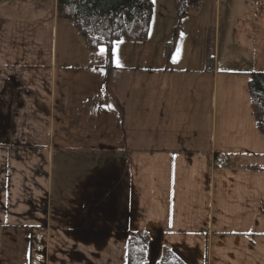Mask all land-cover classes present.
<instances>
[{
    "label": "crops",
    "instance_id": "0c3cea01",
    "mask_svg": "<svg viewBox=\"0 0 264 264\" xmlns=\"http://www.w3.org/2000/svg\"><path fill=\"white\" fill-rule=\"evenodd\" d=\"M153 2L148 37L113 44L107 79V51L87 49L57 0H0V73L18 95L0 91V228L44 231V264H127L136 231L150 234L148 264L164 248L186 264H264V134L248 86L264 72V0H200L182 18L175 0ZM57 76L66 201L51 159L17 151L48 144Z\"/></svg>",
    "mask_w": 264,
    "mask_h": 264
},
{
    "label": "trees",
    "instance_id": "16d2710c",
    "mask_svg": "<svg viewBox=\"0 0 264 264\" xmlns=\"http://www.w3.org/2000/svg\"><path fill=\"white\" fill-rule=\"evenodd\" d=\"M178 17L189 10H197L200 0H175ZM154 15L153 0H57V17L73 23L84 38L87 49H107V79L110 73V55L113 44L118 40L144 41L149 34ZM175 41L165 46V56L170 58ZM207 68L214 64V56L208 47ZM249 93L256 125L264 134V72H252ZM105 99V96H98ZM251 168L258 166L252 165ZM150 234L136 231L129 235L127 264H148ZM156 264H186L171 249L164 248Z\"/></svg>",
    "mask_w": 264,
    "mask_h": 264
},
{
    "label": "rangeland",
    "instance_id": "374dc122",
    "mask_svg": "<svg viewBox=\"0 0 264 264\" xmlns=\"http://www.w3.org/2000/svg\"><path fill=\"white\" fill-rule=\"evenodd\" d=\"M155 12L158 14V10ZM155 18L157 19V17ZM16 77L18 79L19 75ZM13 85V82L9 81L7 76L0 73V91L3 93L6 91V97L8 99L10 98V100L18 101V95ZM64 89L66 90V84H64L63 77L57 76L52 88L53 109L51 110L49 118L42 119V128L45 129L49 126L51 130L48 144L45 146L40 144V146L37 145L38 147L24 148L23 150L17 151H24L28 153V155L32 153V157H37L38 160L44 159L46 161L48 158L51 159L53 162L50 166V168H52L54 180L53 193L59 195L63 201H66V123L68 120L66 122V93L64 94ZM75 119L76 118L71 119L73 122L71 126L78 124L79 121H75ZM1 120L2 119H0V122L2 123ZM11 135L16 136L18 134H7L9 138ZM71 140L77 142L78 137L71 138ZM75 142L70 145H75ZM102 143H104V140L100 138L99 145ZM26 155L23 154V156ZM10 159L11 157L8 160ZM28 165V162H21V168L24 174L30 173ZM41 168H43V163H41ZM26 183L28 182H24V184ZM27 187H29V185H27ZM63 217L62 212L55 214L54 210L52 219L56 224H65L66 220ZM43 233L44 231L41 229H34L32 232L31 229L27 230L21 227L2 226V228H0V264H44V248L41 244Z\"/></svg>",
    "mask_w": 264,
    "mask_h": 264
},
{
    "label": "snow or ice",
    "instance_id": "6c2138e0",
    "mask_svg": "<svg viewBox=\"0 0 264 264\" xmlns=\"http://www.w3.org/2000/svg\"><path fill=\"white\" fill-rule=\"evenodd\" d=\"M117 43H119V42H117ZM106 51H107V49L105 48V47H101L100 49H99V53H98V55H100V56H104L105 55V53H106ZM114 54V53H113ZM117 66H119V61L117 60Z\"/></svg>",
    "mask_w": 264,
    "mask_h": 264
},
{
    "label": "built area",
    "instance_id": "2783aa9c",
    "mask_svg": "<svg viewBox=\"0 0 264 264\" xmlns=\"http://www.w3.org/2000/svg\"><path fill=\"white\" fill-rule=\"evenodd\" d=\"M225 161H227V158L225 159Z\"/></svg>",
    "mask_w": 264,
    "mask_h": 264
}]
</instances>
